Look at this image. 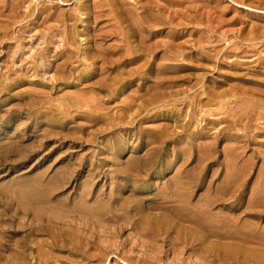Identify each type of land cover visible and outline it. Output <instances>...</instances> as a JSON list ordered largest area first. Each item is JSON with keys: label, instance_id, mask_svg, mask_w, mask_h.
<instances>
[{"label": "rangeland", "instance_id": "rangeland-1", "mask_svg": "<svg viewBox=\"0 0 264 264\" xmlns=\"http://www.w3.org/2000/svg\"><path fill=\"white\" fill-rule=\"evenodd\" d=\"M90 1L0 0V264H264V0Z\"/></svg>", "mask_w": 264, "mask_h": 264}, {"label": "bare ground", "instance_id": "bare-ground-1", "mask_svg": "<svg viewBox=\"0 0 264 264\" xmlns=\"http://www.w3.org/2000/svg\"><path fill=\"white\" fill-rule=\"evenodd\" d=\"M19 1H20V0H19ZM91 1H92V0H91ZM91 1H90V2H91ZM95 1H96V0H95ZM101 1H102V0H101ZM104 1H105V0H103V2H104ZM106 1H107V0H106ZM106 1H105V2H106ZM115 1H116V0H115ZM115 1H114L113 4H115ZM120 1H121V0H120ZM128 1H129V0H128ZM130 1H131V0H130ZM139 1H140V0H139ZM160 1H161V0H160ZM160 1H159V3H160ZM164 1H165V0H164ZM23 2H24V1H23ZM23 2H22V3H23ZM107 2H108V1H107ZM116 2H117V1H116ZM118 2H119V1H118ZM135 2H136V1H135ZM137 2H138V1H137ZM141 2L146 3L147 0H146V2H145V0H144V1H141ZM154 2H155V0H154ZM124 3H125V2H124ZM132 3H133V2H132ZM156 3H157V2H156ZM156 3H155V4H156ZM89 4H91V3H89ZM153 4H154V3H152V5H153ZM155 4H154V5H155ZM19 5H20V4H19ZM19 5H18V7H19ZM85 5H86V4H85ZM145 5H146V4H145ZM147 5H148V3H147ZM160 5H161V3H160ZM160 5H159V6H160ZM176 5H177V4H176ZM80 6H81V5H80ZM88 6H89V5H88ZM104 6H106V5H104ZM114 6H115V5H114ZM117 6H119V5H117ZM125 6H126V5H125ZM133 6H134V5H133ZM157 6H158V5H157ZM8 7H9V6H8ZM16 7H17V6H16ZM20 7H21V6H20ZM84 7H85V6H84ZM136 7H137V6H136ZM139 7H140V6H139ZM141 7H145V6H141ZM160 7H162V5H161ZM81 8H82V7H81ZM93 8H94V7H93ZM100 8H101V7H100ZM126 8H127V7H126ZM152 8H154V7H152ZM162 8H163V7H162ZM102 9H103V8H102ZM107 9H108V8H107ZM128 9H129V7H128ZM141 9H142V8H141ZM144 9H145V8H144ZM157 9H158V7L156 8V10H157ZM103 10L105 11V9H103ZM109 10H110V9H109ZM112 10H115V9L112 8ZM135 10H136V9H135ZM153 10H154V9H153ZM79 11H80V9H79ZM96 11H97V10H96ZM96 11H94V12L96 13L95 15L100 14V13H97ZM98 11H99V8H98ZM100 11H102V10L100 9ZM100 11H99V12H100ZM120 11H121V10H119V12H120ZM158 11H159V10H158ZM212 11H213V10H212ZM212 11H211V15H212ZM221 11H222V10H221ZM85 12H86V11H85ZM106 12H107V10H106ZM124 12H125V11H124ZM133 12H134V11H133ZM141 12H142V11H141ZM185 12H186V11H185ZM21 13H22V12H21ZM92 13H93V12H92ZM101 13H103V12H101ZM138 13H139V12H138ZM160 13H161V10H160V12H159L158 14L160 15ZM111 14H113V13H111ZM114 14H115V11H114ZM114 14H113V16H114V19H115V18H116V17H115L116 14H115V15H114ZM118 14H120V13H118ZM118 14H117V16H118ZM125 14H126V13H125ZM135 14H136V13H135ZM144 14H145V13H144ZM144 14L141 15V16H144ZM150 14H151V13H150ZM214 14H215V13H214ZM72 15H73V14H72ZM103 15H104V14H103ZM122 15H123V13H122ZM122 15H121V16H122ZM131 15H132V14H131ZM154 15H155V14H154ZM154 15H153V16H154ZM159 15H157V16H159ZM220 15H221V14H220ZM126 16H127V14H126ZM132 16H133V15H132ZM136 16H137V15H136ZM145 16H146V15H145ZM155 16H156V15H155ZM157 16H156V18H162V17H157ZM192 16H193V15H192ZM213 16H214V15H213ZM71 17H72V16H71ZM79 17H80V16H79ZM111 17H112V15H111ZM129 17H130V16H129ZM139 17H140V16H139ZM151 17H152V15H151ZM107 18H108V17H107ZM109 18H110V17H109ZM119 18H122V17H119ZM127 18H128V17H127ZM131 18H132V17H131ZM145 18H146V17H145ZM148 18H149V17H148ZM206 18H207V17H206ZM210 18H211V17H210ZM80 19H81V17H80ZM85 19H86V18H85ZM88 19H89V18H88ZM114 19H113V20L111 19V20H112L111 23H114V22H113ZM117 19H118V18H117ZM117 19H115V20H116V23H117ZM122 19H123V18H122ZM122 19H121V20H122ZM128 19H129V18H128ZM133 19H136V18L134 17ZM139 19H140V18H139ZM142 19H143V18H142ZM150 19H151V18H150ZM220 19H221V18H220ZM67 20H68V19H67ZM107 20H108V19H107ZM119 20H120V19H118V21H119ZM124 20H125V17H124ZM126 20H127V19H126ZM126 20H125V21H126ZM140 20H141V19H140ZM156 20H157V23H160V22H158V21H161L162 19H161V20L156 19ZM93 21H96V20H93ZM122 21H123V20H122ZM144 21H145V19H144ZM144 21H143V22H144ZM148 21H150V20H147V23H148ZM151 21H152V20H151ZM82 22H84V21H82ZM105 22H107V21H105ZM129 22H130V21H129ZM132 22H133V21H132ZM153 22H154V21H153ZM162 22H163V21H162ZM107 23H108V22H107ZM109 23H110V22H109ZM109 23H108V24H109ZM111 23H110V24H111ZM120 23H121V22H120ZM123 23H124V22H123ZM140 23H141V22H140ZM140 23H139V24H140ZM149 23H151V24H150V26H151V25H152V22H149ZM149 23H148V24H149ZM157 23H155L154 25H158V26H160V25L157 24ZM208 23H209V22H208ZM92 24H93V23H92ZM94 24H95V22H94ZM96 24H97V23H96ZM96 24H95V26H96ZM136 24H137V23H136ZM142 24H143V23H142ZM142 24H140V25L142 26ZM145 24H146V23H145ZM163 24H165V23H163ZM221 24H222V23H221ZM99 25L102 26V23H100ZM104 25H106V24H104ZM113 25H114V24H112V26H113ZM116 25H118V23H117ZM119 25H120V24H119ZM119 25H118V26H119ZM154 25H153L152 27L155 28ZM166 25H167V24H166ZM93 26H94V25H93ZM106 26H108V25H106ZM109 26H110V29H111V25H109ZM125 26H126V25H124V27H125ZM133 26H134V25H133ZM135 26H137V25H135ZM103 27H105V26H103ZM103 27H101V29H102ZM113 27H115V26H113ZM122 27H123V26H122ZM122 27H121V28L118 27V28L122 30ZM128 27H129V26H128ZM144 27H145V25L143 26V28H144ZM161 27H162V24H161ZM96 28H97V27H96ZM108 28H109V27H108ZM125 28H126V27H125ZM130 28L132 29V27H130ZM135 28H136V27H135ZM137 28H138V27H137ZM143 28H142V29H143ZM145 28H146V27H145ZM148 28H150V27H148ZM159 28H160V27H159ZM94 29H95V28H94ZM103 29H105V28H103ZM103 29H102V31H103ZM126 29H127V28H126ZM139 29H141V28H139ZM142 29H141V30H142ZM244 29H245V28H244ZM29 30H30V29H29ZM114 30H115V29H114ZM136 30H137V29H136ZM152 30H153V29H152ZM152 30H151V31H152ZM162 30H163V29H162ZM91 31H93V30H91ZM96 31H97V29H96ZM119 31H120V30H119ZM122 31H124V30H122ZM155 31H156V30H155ZM93 32H94V31H93ZM99 32L101 33V30H100V29H99ZM106 32H107V31H106ZM106 32H104V33H106ZM113 32H114V31H113ZM117 32H118V29H117ZM133 32H134V31H133ZM133 32H132V33H133ZM137 32H138V31H137ZM149 32H150V31H149ZM161 32H162V31H161ZM96 33H97V32H95L94 35H95ZM141 33H142V31H141ZM92 34H93V33H92ZM97 34L99 35V33H97ZM97 34H96V36H97ZM119 34H120V33H119ZM126 34H127V33H126ZM129 34H130V33H129ZM138 34H139V33H138ZM145 34H146V33H145ZM90 35H91V34H90ZM105 35H106V34H105ZM111 35H112V34H111ZM120 35H121V34H120ZM122 35H123V34H122ZM147 35H148V34H147ZM150 35H151V34H150ZM101 36H102V34H101ZM103 36H104V35H103ZM106 36H108V35H106ZM109 36H110V35H109ZM140 36H141V35H140ZM140 36H139V37H140ZM115 37H117V36H115ZM118 37H119V36H118ZM123 37H124V36H123ZM137 37H138V35H137ZM141 37H142V36H141ZM141 37H140V38H141ZM154 37H155V36H154ZM159 37H160V36H159ZM94 38L97 39L96 37H94ZM111 38H112V37H111ZM111 38H110V39H111ZM135 38H136V37H135ZM90 39H92V37H91ZM95 39H94V40H95ZM98 39H99V38H98ZM102 39H104V38H102ZM115 39H117V38H115ZM118 39H119V38H118ZM127 39H128V38H127ZM127 39H126V41H127ZM142 39H143V38H142ZM142 39H141L142 43L140 42V44L136 41L137 44H139L140 46H142L141 44H145V43H144L145 41L142 40ZM105 40H106V38H105ZM113 40H114V39H113ZM123 40H124V39H123ZM134 40H135V39H134ZM136 40H137V39H136ZM145 40H148V39L145 38ZM175 40H176V39H175ZM96 41H97V40H96ZM98 41H99V40H98ZM103 41H104V40H103ZM121 41H122V40H121ZM143 41H144V42H143ZM148 41H149V40H148ZM254 41H255V40H254ZM92 42H93V41H92ZM94 42H95V41H94ZM94 42H93V43H94ZM109 42H110V41H109ZM109 42H108V45L106 44L107 46H109ZM112 42H114V41H112ZM131 42H132V41H131ZM146 42H147V41H146ZM225 42H226V41H225ZM106 43H107V42H106ZM117 43H118V42H117ZM117 43L115 44V42H114V45H115L116 47L118 46ZM127 43H130V42L127 41L126 44H127ZM101 44H102V43H101ZM120 44H121V43H120ZM120 44H119V45H120ZM123 44H124V42H123ZM130 44H131L132 47L134 46L133 43H130ZM130 44H127V45L130 47ZM158 44H159V43H158ZM104 45H105V44H104ZM139 45H138V46H139ZM145 45H146V44H145ZM149 45H151V44H149ZM152 45H153V44H152ZM156 45H157V43H156ZM156 45H155V46H156ZM94 46H96V45H94ZM99 46H100V45H99ZM99 46H97V49L99 48ZM101 46L103 47V45H101ZM107 46H106V47H107ZM111 46H113V45L111 44ZM111 46H110V47H111ZM125 46H126V45H125ZM128 46H127V47H128ZM159 46H160V44H159ZM123 47H124V46H123ZM144 47H145V46H143V48H144ZM70 48H71V47H70ZM74 48H75V47H74ZM135 48H136V46H135ZM135 48L132 49V50H135ZM140 48H141V47H140ZM140 48H139V50H140ZM149 48H150V47H148V48L146 47V48H145L146 51H147V49L149 50ZM151 48H153V46H151ZM154 48H155V47H154ZM99 49H100V48H99ZM105 49H106V48H105ZM112 49H114V47H113ZM119 49H120V48H119ZM129 49H130V48H129ZM129 49H128V48H127V49L125 48V51L128 50L127 52L130 54V52L132 53L133 51H129ZM67 50H68V49H67ZM106 50H107V49H106ZM122 50H123V49H122ZM130 50H131V49H130ZM70 51H71V50H70ZM72 51H73V50H72ZM84 51H86V50H84ZM91 51H92V50H91ZM102 51H103V50H102ZM116 51H118V50H116ZM150 51H153V50H150ZM159 51H160V50H159ZM68 52H69V51H68ZM107 52H108V51H107ZM121 52H122V51H121ZM138 52H139V51H136V53H138ZM148 52H149V51H148ZM148 52H146V53H148ZM71 53H72V52H71ZM86 53H87V52H86ZM88 53H89V52H88ZM99 53H101V51H99ZM115 53H116V52H115ZM124 53H125V52L123 51L121 55H123ZM139 53H140V52H139ZM159 53H161V52H159ZM96 54H97V52H96ZM103 54H104V53H103ZM118 54H119V53H118ZM243 54H244V53H243ZM85 55H87V54H85ZM85 55H84V56H85ZM97 55H98V54H97ZM101 55H102V54H101ZM126 55H127V53H126ZM131 55H132V54H131ZM138 55H139V54H138ZM158 55H159V54H158ZM160 55H162V53H161ZM69 56H70V55H69ZM69 56H68V57H69ZM104 56H105V55H104ZM109 56H110V55H108V57H109ZM112 56H113V55H112ZM127 56H128V55H127ZM133 56H134V55H133ZM155 56H156V55H155ZM163 56H164V55H163ZM163 56H162V57H163ZM230 56H231V55H230ZM106 57H107V56H106ZM108 57H107V58H108ZM113 57H114V56H113ZM118 57H120V54H119ZM129 57H130V56H129ZM262 57H264V55H263ZM70 58H71V56H70ZM70 58H69V59H70ZM84 58H85V57H84ZM110 58H111V60H113L112 57H110ZM110 58H109V59H110ZM120 58H123V57H120ZM124 58H126V57H124ZM155 58H156V57H155ZM244 58H245V57H244ZM69 59H68V60H69ZM71 59H72V58H71ZM92 59H93V56H92ZM100 59H102V56H100ZM100 59H99V60H100ZM103 59H104V58H103ZM103 59H102V60H103ZM105 59H106V58H105ZM105 59H104V60H105ZM115 59L118 60L116 57L114 58V60H115ZM134 59H135V58H134ZM161 59H162V58H161ZM240 59H241V58H240ZM247 59H248V58H247ZM260 59H262V58H260ZM66 60H67V59H66ZM82 60H83V59H82ZM104 60H103V61H104ZM107 60H108V59H107ZM114 60H113V61H114ZM138 60H139V59H138ZM255 60H256V58H255ZM47 61H48V60H47ZM64 61H65V60H64ZM69 61H70V60H69ZM109 61H110V60H109ZM113 61H112V62H113ZM155 61H156V60H155ZM250 61H252V60H250ZM253 61H254V60H253ZM258 61H260V60H258ZM263 61H264V60H263ZM97 62H98V61H97ZM105 62H106V61H105ZM116 62H117V61H116ZM116 62H115V63H116ZM119 62H120V60H119ZM123 62H124V61H123ZM150 62H151V61H150ZM248 62H249V61H248ZM255 62H256V61H255ZM260 62H261V61H260ZM66 63H68V62H66ZM110 63H111V62H110ZM110 63H109V64H110ZM117 63H118V62H117ZM117 63H116V64H117ZM242 63H243V62H242ZM258 63H259V62H258ZM258 63H256V64H258ZM263 63H264V62H263ZM263 63L261 62V64H263ZM61 64H62V63H61ZM109 64H108V65H109ZM112 64H113V63H112ZM112 64H111V65H112ZM144 64H145V62H144ZM261 64H260V65H261ZM64 65H65V62H64ZM104 65H105V63H104ZM141 65H142V63H141ZM141 65L138 66L137 68H139V67L141 68ZM120 66H121V65H120ZM124 66H126V65H124ZM128 66H130V65H128ZM158 66H159V65H158ZM100 67H101V65H100ZM103 67H104V66H103ZM103 67H102V68H103ZM107 67H108V66H107ZM258 67H259V66H258ZM263 67H264V66H263ZM110 68H111V67L109 66V69H110ZM112 68H113V67H112ZM112 68H111V70H112ZM162 68H163V67H162ZM103 69H104V68H103ZM103 69H102V70H103ZM107 69H108V68H107ZM121 69H122V68H121ZM159 69H160V66H159ZM159 69H158V71H159ZM263 69H264V68H263ZM102 70H101V71H102ZM122 70H123V69H122ZM129 70H130V69H129ZM131 70H133V68H131ZM134 70H135V69H134ZM136 70H137V69H136ZM138 70H139V69H138ZM138 70H137V71H138ZM108 71H109V70H108ZM112 71H113V70H112ZM115 71H117V70H115ZM118 71H120V67H119V70H118ZM137 71H136V72H137ZM156 71H157V70H156ZM156 71H155V72H156ZM160 71H163V70L161 69ZM160 71H159V74H160ZM263 71H264V70H263ZM102 72H106V71H102ZM128 72H129V71H128ZM139 72H140V71H139ZM142 72H144V71H142ZM175 72H176V71H175ZM253 72L255 73V71H253ZM123 73L125 74V72H123ZM123 73H122V74H123ZM126 73H127V72H126ZM133 73H134V72H133ZM90 74H91V72H90ZM101 74H102V73H101ZM130 74H131V73H130ZM143 74H144V73H143ZM163 74H164V73H163ZM163 74H162V75H163ZM262 74H264V72H263ZM141 75H142V74H141ZM156 75H157V74H156ZM254 75H255V74H254ZM256 75H257V74H256ZM80 76H81V75H80ZM87 76H89V75H87ZM132 76H133V74H132ZM143 76H145V75H143ZM159 76H161V75H159ZM257 76H258V75H257ZM85 77H86V76H85ZM146 77H147V76H146ZM161 77H162V76H161ZM258 77H259V76H258ZM44 78H45V77H44ZM125 78H127V77H125ZM128 78H129V77H128ZM140 78H141V77H140ZM157 78H158L159 80L161 79V81H162V78H159V77H157ZM253 78H255V77H253ZM164 79H165V78H164ZM164 79H163V81H164ZM259 79H260V78H259ZM263 79H264V78H263ZM115 80H116V79H115ZM251 80H252V79H251ZM132 81H133V80H132ZM134 81H135V80H134ZM161 81H160L159 83H161ZM89 82H90V81H88V83H89ZM93 82H94L93 84H95V81H93ZM129 82H130V80H129ZM157 82H158V81H157ZM165 82H166V81H165ZM261 82H262V81H261ZM96 83H97V82H96ZM159 83H158L157 86H160V85H161V84L159 85ZM91 84H92V83H91ZM102 84H103V83H102ZM165 84H166V83H165ZM85 85H86V83H85ZM96 85H97V84H96ZM259 85H260V84H259ZM89 86H90V85H89ZM103 86H104V85H103ZM161 86H162V85H161ZM255 86H256V85H255ZM257 86H258V85H257ZM261 86H262V85H261ZM94 87H95V86H94ZM99 87H100V86H99ZM108 87H109V86H108ZM258 87H259V86H258ZM87 88H88V86H87ZM262 88H263V87H262ZM100 89H101V88H100ZM160 89H161V88H160ZM259 89H261V88H259ZM157 90H158V89H157ZM253 90H254V89H253ZM263 90H264V89H263ZM260 91H262V90H260ZM75 92H76V91H75ZM263 92H264V91H263ZM112 93H113V92H112ZM208 95H209V94H208ZM81 96H82V95H81ZM93 96H94V95H93ZM93 96H92V97H93ZM210 96H212V95H210ZM92 97H91V98H92ZM221 97H222V96H221ZM221 97H220V98H221ZM124 99H125V98H124ZM127 99H128V98H127ZM214 99H216V98H214ZM208 100H209V99H208ZM210 102H211V101H210ZM241 102H242V101H241ZM100 106H101V105H100ZM104 107H105V106H104ZM132 109H133V108H132ZM202 117H203V116H202ZM235 123H236V122H235ZM126 124H127V123H126ZM262 133H263V132H262ZM260 134H261V133H260ZM239 151H240V150H239ZM201 156H202V155H201ZM232 185H233V184H232ZM225 187H226V186H225ZM82 213H83V211H82ZM93 216H94V215H93ZM105 217H106V216H105ZM130 221H131V220H130ZM126 223H127V222H126ZM126 223H125V224H126ZM93 230H94V229H93ZM101 238H102V237H101ZM106 239H108V238H106ZM97 242H98V241H97ZM186 245H187V244H186ZM110 246H111V245H110ZM111 247H112V246H111ZM189 247H190V246H189Z\"/></svg>", "mask_w": 264, "mask_h": 264}]
</instances>
